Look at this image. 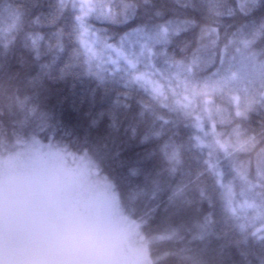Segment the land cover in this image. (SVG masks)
Returning <instances> with one entry per match:
<instances>
[{
  "label": "trees",
  "instance_id": "16d2710c",
  "mask_svg": "<svg viewBox=\"0 0 264 264\" xmlns=\"http://www.w3.org/2000/svg\"><path fill=\"white\" fill-rule=\"evenodd\" d=\"M30 140L110 183L149 264H264V0H0V152ZM2 207L0 252L55 264Z\"/></svg>",
  "mask_w": 264,
  "mask_h": 264
},
{
  "label": "rangeland",
  "instance_id": "374dc122",
  "mask_svg": "<svg viewBox=\"0 0 264 264\" xmlns=\"http://www.w3.org/2000/svg\"><path fill=\"white\" fill-rule=\"evenodd\" d=\"M7 205L25 208L39 226L52 223L64 264H149L138 225L121 211L110 183L84 157L38 140L0 152V210ZM26 214L9 212L13 224H1L16 230ZM62 229L64 237L56 234Z\"/></svg>",
  "mask_w": 264,
  "mask_h": 264
},
{
  "label": "flooded vegetation",
  "instance_id": "af4514ba",
  "mask_svg": "<svg viewBox=\"0 0 264 264\" xmlns=\"http://www.w3.org/2000/svg\"><path fill=\"white\" fill-rule=\"evenodd\" d=\"M55 253L58 256H55L56 254L51 253V255L49 257L50 262L55 263V264H64V260L62 259L63 253H60V254L57 252H55ZM7 254L8 253H6V252H5V254L3 252H0V264H25L24 260L22 259V255L19 251L16 252V256L18 258H14V257H11V258L7 257L6 258ZM65 254H67V252H65ZM73 264H76V263H73Z\"/></svg>",
  "mask_w": 264,
  "mask_h": 264
}]
</instances>
